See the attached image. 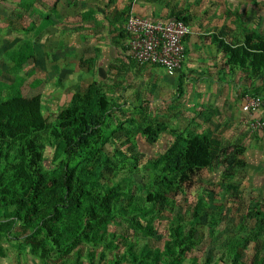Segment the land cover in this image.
Masks as SVG:
<instances>
[{
  "label": "rangeland",
  "instance_id": "rangeland-1",
  "mask_svg": "<svg viewBox=\"0 0 264 264\" xmlns=\"http://www.w3.org/2000/svg\"><path fill=\"white\" fill-rule=\"evenodd\" d=\"M47 3L0 0V118L26 126L18 138L34 140L43 169L51 171L50 130L58 114L74 94L95 85L112 108L98 184L115 186L117 196L111 221L88 241L81 237L67 255L34 226L4 225L8 211L0 207V264H136L135 255L141 264H166V247L186 238L181 264H264L257 215L264 213V133L250 132L240 113L243 94L264 87V57L230 51L246 35L264 39V0H170L169 17L184 18L190 31L186 62L173 77L157 66L136 67L126 49L101 67L61 65V54L41 48L42 15L48 14L39 6ZM23 45L28 61L16 83L14 52ZM16 97L27 104L17 106ZM150 125L161 127L152 141L141 133ZM175 133L209 136L218 156L190 185L174 183L168 191L158 171ZM161 187L163 199L148 201Z\"/></svg>",
  "mask_w": 264,
  "mask_h": 264
},
{
  "label": "trees",
  "instance_id": "trees-1",
  "mask_svg": "<svg viewBox=\"0 0 264 264\" xmlns=\"http://www.w3.org/2000/svg\"><path fill=\"white\" fill-rule=\"evenodd\" d=\"M48 19V16L44 18V24ZM169 19L187 25L179 15ZM240 50L264 57V39L246 35L244 44L230 51L235 55ZM25 51L23 45L14 52L16 83L22 81L16 74L28 61ZM177 86L180 93V81ZM95 87L92 85L82 95L74 94L58 114L50 130L56 163L51 171H45L41 165L39 145L29 137L18 138L26 126L9 125L0 118V160L3 163L0 168V207L8 211V222L4 225L20 221L27 227L34 226L37 234H43V241L61 255L69 254L81 237L88 241L93 230L101 229L111 221L112 202L117 196L115 186L101 189L98 184V168L104 157L102 149L110 136L108 124L112 108L106 96ZM245 93L264 97V87ZM13 101L21 108L27 104L17 97ZM17 130L18 135L15 134ZM158 131H161L159 125L155 128L150 125L141 133L152 141ZM17 142L18 145L13 147ZM217 156L215 143L209 136L175 133L173 144L160 160L162 168L158 176L163 178V187L168 191L174 183L190 185L199 171L211 166ZM163 187L159 192L147 195V200L163 199ZM257 215L261 217L260 226L264 230V213ZM187 241L188 238L181 240L176 248H173L175 244L166 247V264H181L182 248ZM138 257L133 256V261L141 264L142 259Z\"/></svg>",
  "mask_w": 264,
  "mask_h": 264
},
{
  "label": "crops",
  "instance_id": "crops-1",
  "mask_svg": "<svg viewBox=\"0 0 264 264\" xmlns=\"http://www.w3.org/2000/svg\"><path fill=\"white\" fill-rule=\"evenodd\" d=\"M169 3L170 0H48L46 5L39 6L42 13L49 15L45 24L43 21L48 15H42V36H39L42 51L50 49L51 56L61 54V65L76 63L86 69V65L101 67L112 63L125 49L128 55L125 32L128 14L166 20L172 13V8L167 9ZM46 39L50 41L45 46ZM186 39L183 64L186 62ZM136 67L141 68L137 64ZM240 113L243 119L241 110Z\"/></svg>",
  "mask_w": 264,
  "mask_h": 264
},
{
  "label": "built area",
  "instance_id": "built-area-1",
  "mask_svg": "<svg viewBox=\"0 0 264 264\" xmlns=\"http://www.w3.org/2000/svg\"><path fill=\"white\" fill-rule=\"evenodd\" d=\"M127 53L135 64L157 66L167 76H175L185 59L184 39L189 28L180 20H151L128 14L125 23ZM240 110L244 126L252 133H264V97L245 93Z\"/></svg>",
  "mask_w": 264,
  "mask_h": 264
}]
</instances>
